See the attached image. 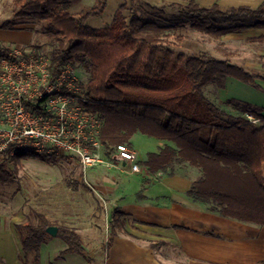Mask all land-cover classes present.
Segmentation results:
<instances>
[{
	"label": "trees",
	"instance_id": "trees-1",
	"mask_svg": "<svg viewBox=\"0 0 264 264\" xmlns=\"http://www.w3.org/2000/svg\"><path fill=\"white\" fill-rule=\"evenodd\" d=\"M72 1L15 0L13 17L4 20L0 28L40 24L44 44L50 46L52 79L67 64L81 66L89 73L80 86L86 100L80 102L101 120L98 138L107 159L118 158L120 144L132 148L136 133L165 141L140 162L150 175L171 176L179 166L194 167L199 176L187 192L192 200L221 216L264 226L263 110L235 98L215 102L205 94L209 84L224 86L229 76L254 84L257 77L264 79V73L253 74L205 51L185 52L166 37L169 31L176 33L188 25L215 38L262 28L264 3L251 8L217 2L203 6L198 0L160 5L122 0L111 23L95 27L89 20L101 17L109 0H98L80 13L69 10ZM182 39V35L177 36V40ZM9 51L1 48L0 59ZM26 107L38 109L31 103ZM60 157L30 147H10L0 153V182L13 181L24 160L56 163ZM36 218V222L14 225L24 264H41L42 249L53 237L47 232L51 225L58 226L56 237L67 244L60 256L75 253L89 261L95 259L76 229L58 225L44 213H36ZM135 222L133 216L116 208L103 250L110 253L118 234H127V225Z\"/></svg>",
	"mask_w": 264,
	"mask_h": 264
},
{
	"label": "rangeland",
	"instance_id": "rangeland-1",
	"mask_svg": "<svg viewBox=\"0 0 264 264\" xmlns=\"http://www.w3.org/2000/svg\"><path fill=\"white\" fill-rule=\"evenodd\" d=\"M97 1L73 0L69 10L80 13L85 8L96 4ZM148 1L160 5L168 2L186 3L189 0ZM199 1L200 4L209 6L212 1L218 0ZM237 1L239 5L248 6L249 4L248 0ZM121 3H123L122 0L109 1L104 14L101 17L91 18L89 24L96 23L95 27H104L103 24L109 25L114 12ZM16 8L15 0H0V24L12 18ZM124 12L130 15L129 10ZM40 30L41 25L37 23L15 25L13 29L0 28V49L8 47L14 50L26 47L28 54L33 53L44 60L49 59L50 46L44 44L45 37L40 34ZM178 35H182L183 39L177 40ZM166 37L188 53L216 52L218 42V38L199 32L190 25L176 33L169 31ZM28 40L30 42L27 44ZM31 44H39L40 47L35 48ZM73 68L75 82L81 86L82 82L85 83L88 80L89 73L81 66ZM2 84H4L3 81ZM2 84L0 81V91ZM7 125V118L4 114H0V128ZM160 142L161 140L155 137L136 133L132 138L136 161L138 162V158H145L148 152L155 151ZM114 161L121 164L119 157ZM118 170L120 169L114 166H97L90 169L87 174H83L78 161L70 156H61L56 163H45L34 159L24 160L23 167L13 181L0 182L2 206L0 217L7 219L8 225L13 227L15 223L36 222V213H44L49 220L58 225L76 229L84 237L85 245L91 256L95 258L89 261L75 253L60 256V252L67 247V244L62 239L53 236L42 249L41 264H190V260L175 243L163 246L157 239L147 242V240L123 232L115 238L117 242L111 248L110 253L103 250V245L109 237L108 226L113 215L111 191L109 190L112 186V178L117 175ZM15 243L17 246L20 245L18 239ZM18 248L21 254V246ZM4 261L2 258L1 262Z\"/></svg>",
	"mask_w": 264,
	"mask_h": 264
},
{
	"label": "crops",
	"instance_id": "crops-1",
	"mask_svg": "<svg viewBox=\"0 0 264 264\" xmlns=\"http://www.w3.org/2000/svg\"><path fill=\"white\" fill-rule=\"evenodd\" d=\"M248 1L251 8L264 3V0ZM216 2L223 6L240 4L237 0H218L212 1L210 5ZM217 41L216 52H205L227 59L253 74L264 73V27L223 34ZM205 94L215 102L235 98L254 104L261 107L264 114L262 78L257 77L253 84L229 76L224 86L209 84ZM164 143L161 140L155 151ZM132 148L135 151L134 144ZM144 159L146 157L138 158V162ZM117 167L120 170L113 176L109 190L112 210L114 212L120 208L137 220L134 225H127L129 234L147 242L157 239L163 246L175 243L190 260V264H261L264 261V226L213 213L205 204L187 195L193 181L199 176L196 168L185 166L180 167L175 175L152 176L143 165L141 173L131 172L129 164L125 162ZM139 192L143 193V197H137ZM1 208L0 202V212ZM8 223L7 219L0 217V264H24L18 248L21 246L20 235L14 225L11 227ZM16 239L19 240V246L15 243ZM116 242L115 239L112 248ZM2 258L4 262H1Z\"/></svg>",
	"mask_w": 264,
	"mask_h": 264
},
{
	"label": "built area",
	"instance_id": "built-area-1",
	"mask_svg": "<svg viewBox=\"0 0 264 264\" xmlns=\"http://www.w3.org/2000/svg\"><path fill=\"white\" fill-rule=\"evenodd\" d=\"M49 65V59L30 55L22 48L10 50L0 59V81L4 83L0 114L8 122L0 128V153L10 147H30L70 156L78 161L83 174L97 166L120 165L103 155L97 134L101 120L82 106L80 101L86 99L75 82L74 68L66 65L52 79ZM26 103L38 109L27 108ZM117 150L121 163L129 164L131 172H142L133 148L120 144Z\"/></svg>",
	"mask_w": 264,
	"mask_h": 264
},
{
	"label": "water",
	"instance_id": "water-1",
	"mask_svg": "<svg viewBox=\"0 0 264 264\" xmlns=\"http://www.w3.org/2000/svg\"><path fill=\"white\" fill-rule=\"evenodd\" d=\"M47 232L52 235V236H56L58 233V226L56 225H51L47 227Z\"/></svg>",
	"mask_w": 264,
	"mask_h": 264
}]
</instances>
